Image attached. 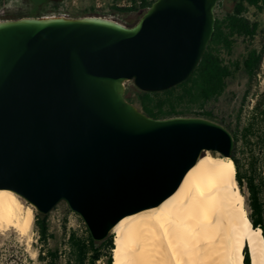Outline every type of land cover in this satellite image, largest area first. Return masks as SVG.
I'll return each instance as SVG.
<instances>
[{"label": "water", "instance_id": "1", "mask_svg": "<svg viewBox=\"0 0 264 264\" xmlns=\"http://www.w3.org/2000/svg\"><path fill=\"white\" fill-rule=\"evenodd\" d=\"M219 0H155L136 24L101 16L0 20V190L39 214L64 202L96 242L159 206L204 152L231 158L232 133L201 117L155 119L126 83L161 93L187 81Z\"/></svg>", "mask_w": 264, "mask_h": 264}, {"label": "bare ground", "instance_id": "2", "mask_svg": "<svg viewBox=\"0 0 264 264\" xmlns=\"http://www.w3.org/2000/svg\"><path fill=\"white\" fill-rule=\"evenodd\" d=\"M33 211L0 190V229L30 233ZM112 264H264V236L255 229L228 157L204 152L177 190L159 206L121 219L112 229Z\"/></svg>", "mask_w": 264, "mask_h": 264}, {"label": "trees", "instance_id": "3", "mask_svg": "<svg viewBox=\"0 0 264 264\" xmlns=\"http://www.w3.org/2000/svg\"><path fill=\"white\" fill-rule=\"evenodd\" d=\"M6 0H0L3 4ZM141 4L132 8L110 7V14L146 11L155 0H140ZM231 12L222 18L216 17L215 31L206 51L192 74L184 83L161 93H146L135 86L127 87L126 97L146 115L155 119L171 117H201L225 126L233 135L234 151L231 159L236 166V180L247 202L248 217L255 229L260 228L264 236V91L256 97L255 103L245 117L241 106L237 114V123L232 130L224 119H218L211 103L219 101L226 93L228 80L239 71H243L249 83L257 78L264 57V42L261 47L252 46L258 34L259 23L246 17L249 7L264 11V0H233ZM219 6V3L218 5ZM93 13L81 11V13ZM5 16L0 20H6ZM242 38L249 42L247 53L241 60H233L236 41ZM244 97V101L248 96ZM242 159L247 160L243 168ZM36 228L42 248L38 251L40 264H112L113 237L104 241H94L88 230L84 234L71 230L67 234L65 248L48 247V216L36 215ZM244 264H250L248 250L244 249Z\"/></svg>", "mask_w": 264, "mask_h": 264}, {"label": "rangeland", "instance_id": "4", "mask_svg": "<svg viewBox=\"0 0 264 264\" xmlns=\"http://www.w3.org/2000/svg\"><path fill=\"white\" fill-rule=\"evenodd\" d=\"M99 2L100 0H6L3 4H0V17L17 19L58 15L71 18L101 16L130 27L136 24L145 12L116 13L112 15L109 13L110 7L108 5L99 7ZM218 3L219 6H216L215 9L216 17L222 18L227 12L233 10L234 2L232 0H219ZM92 8L95 12L81 13V11H90ZM246 17L259 23L258 34L253 40L252 46L261 47L264 42V11L261 12L254 7H249ZM248 45L249 42L239 38L234 45L232 54L227 57L234 61L241 60L247 53ZM132 86H134L133 82L126 83V87ZM247 91H249L248 96L243 102ZM262 91H264V57L256 79L249 83L242 70L237 72L233 78L228 80L226 93L219 101L211 103L208 109H212L218 119H224L225 124L234 130L241 106L244 105L242 116L245 117L247 111L255 103L257 95ZM241 163L243 168L247 166V160L242 159ZM19 198L26 208L30 207L33 211L32 229L26 237H21L14 229H0V264H40L38 251L43 246L36 228V215L39 213L27 201L21 197ZM245 208L248 209L246 199ZM47 216L49 223L48 247L50 248L58 247L63 250L69 231L74 230L84 234L87 229L83 220L77 214L71 212L64 202L58 204ZM111 236L114 237L112 232L109 237Z\"/></svg>", "mask_w": 264, "mask_h": 264}, {"label": "built area", "instance_id": "5", "mask_svg": "<svg viewBox=\"0 0 264 264\" xmlns=\"http://www.w3.org/2000/svg\"><path fill=\"white\" fill-rule=\"evenodd\" d=\"M140 4H141L140 0H107V1L100 0L98 6L100 7V6L108 5L109 7L127 9Z\"/></svg>", "mask_w": 264, "mask_h": 264}, {"label": "flooded vegetation", "instance_id": "6", "mask_svg": "<svg viewBox=\"0 0 264 264\" xmlns=\"http://www.w3.org/2000/svg\"><path fill=\"white\" fill-rule=\"evenodd\" d=\"M233 1V0H232ZM236 2V0H234Z\"/></svg>", "mask_w": 264, "mask_h": 264}]
</instances>
